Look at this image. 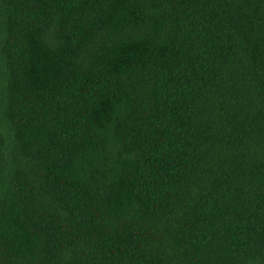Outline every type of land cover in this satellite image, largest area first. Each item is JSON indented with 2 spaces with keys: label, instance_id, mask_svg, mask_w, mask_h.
Segmentation results:
<instances>
[{
  "label": "trees",
  "instance_id": "obj_1",
  "mask_svg": "<svg viewBox=\"0 0 264 264\" xmlns=\"http://www.w3.org/2000/svg\"><path fill=\"white\" fill-rule=\"evenodd\" d=\"M0 264H264V0H0Z\"/></svg>",
  "mask_w": 264,
  "mask_h": 264
}]
</instances>
